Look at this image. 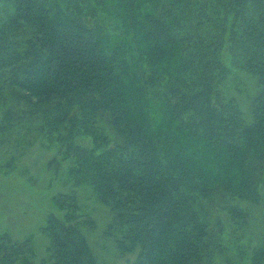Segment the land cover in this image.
I'll return each mask as SVG.
<instances>
[{
    "label": "trees",
    "instance_id": "trees-1",
    "mask_svg": "<svg viewBox=\"0 0 264 264\" xmlns=\"http://www.w3.org/2000/svg\"><path fill=\"white\" fill-rule=\"evenodd\" d=\"M241 72L260 87L249 116ZM38 140L109 208L126 264H244V204L264 202V0H0V151ZM77 196L55 194L41 261L0 235V264H105ZM246 259L264 264V242Z\"/></svg>",
    "mask_w": 264,
    "mask_h": 264
},
{
    "label": "rangeland",
    "instance_id": "rangeland-1",
    "mask_svg": "<svg viewBox=\"0 0 264 264\" xmlns=\"http://www.w3.org/2000/svg\"><path fill=\"white\" fill-rule=\"evenodd\" d=\"M8 5V3L6 4ZM242 89H232L230 93L238 99L247 116L251 113L252 102L260 87L256 77L241 72ZM38 140L25 148L14 147L0 151V235L14 240L30 238L36 248V260L41 261L47 253L48 234L44 231L48 216L61 215L54 203L59 192L74 190L79 201L96 219L95 230L85 232L91 245L105 264H126L113 249L109 238L103 231L111 220L109 208L101 204L88 188L67 182L68 161L60 160L55 147L45 148ZM57 158L54 164L49 162ZM59 166V170H57ZM248 226L244 264H251L253 248L262 253L264 202H246ZM249 248V249H248ZM238 250L232 248L230 256H237Z\"/></svg>",
    "mask_w": 264,
    "mask_h": 264
}]
</instances>
